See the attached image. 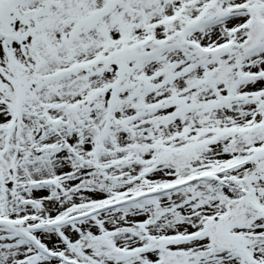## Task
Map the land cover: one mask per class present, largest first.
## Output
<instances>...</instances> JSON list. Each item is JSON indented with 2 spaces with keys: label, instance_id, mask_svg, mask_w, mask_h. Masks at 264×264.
<instances>
[{
  "label": "snow or ice",
  "instance_id": "snow-or-ice-1",
  "mask_svg": "<svg viewBox=\"0 0 264 264\" xmlns=\"http://www.w3.org/2000/svg\"><path fill=\"white\" fill-rule=\"evenodd\" d=\"M0 264H264V0H0Z\"/></svg>",
  "mask_w": 264,
  "mask_h": 264
}]
</instances>
